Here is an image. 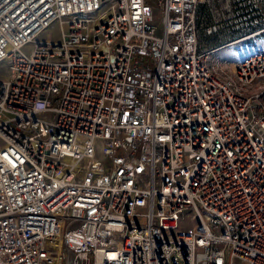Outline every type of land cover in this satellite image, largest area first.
<instances>
[{
    "label": "built area",
    "instance_id": "1",
    "mask_svg": "<svg viewBox=\"0 0 264 264\" xmlns=\"http://www.w3.org/2000/svg\"><path fill=\"white\" fill-rule=\"evenodd\" d=\"M263 34L264 0H0V264H264V48L217 54Z\"/></svg>",
    "mask_w": 264,
    "mask_h": 264
},
{
    "label": "rangeland",
    "instance_id": "2",
    "mask_svg": "<svg viewBox=\"0 0 264 264\" xmlns=\"http://www.w3.org/2000/svg\"><path fill=\"white\" fill-rule=\"evenodd\" d=\"M54 30L58 31V27H55ZM52 34L54 35L53 37L57 38V34L54 31H52ZM208 38L215 45L219 44L222 39L218 37L216 38L215 35L208 36ZM262 48H264V34L251 39L247 43H239L227 46L222 50H219L217 54L232 63H238L248 54L254 53Z\"/></svg>",
    "mask_w": 264,
    "mask_h": 264
}]
</instances>
